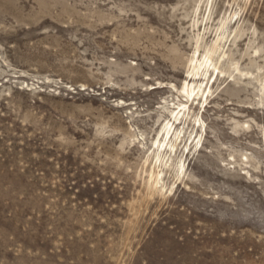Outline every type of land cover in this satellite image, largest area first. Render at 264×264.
<instances>
[{
	"label": "rangeland",
	"instance_id": "rangeland-1",
	"mask_svg": "<svg viewBox=\"0 0 264 264\" xmlns=\"http://www.w3.org/2000/svg\"><path fill=\"white\" fill-rule=\"evenodd\" d=\"M0 264H264V0H0Z\"/></svg>",
	"mask_w": 264,
	"mask_h": 264
},
{
	"label": "bare ground",
	"instance_id": "bare-ground-1",
	"mask_svg": "<svg viewBox=\"0 0 264 264\" xmlns=\"http://www.w3.org/2000/svg\"><path fill=\"white\" fill-rule=\"evenodd\" d=\"M225 24H226V22H224V23L222 24V26H223V31L226 30ZM223 37H224V34L222 33V37H220V38L218 39V42H219V43H221V42L223 41ZM219 50H220V45L214 44V48H213V52H214V54H216ZM222 53H223V51H222ZM224 57H225V54H224ZM224 57H223V58H224ZM256 57H257V56H256ZM211 65H212V60H211V58H210V59L207 60V62L205 63L202 72L204 71V72L208 73V72H209L208 70H210ZM219 70H220V68H217L216 66L214 67V73H215V71L217 72V75H216V78H215V81H214V82H216V79H217L218 75L220 74V71H219ZM242 73H243V72H240V71L238 72L239 75H242ZM246 75H248V74H246ZM246 75H245V76H246ZM212 76H214V74H213ZM214 82H213L212 84H214ZM197 95H198V93L195 94L194 92H192V95H191V96L188 95V97L191 98L192 96H197ZM203 96H204V93H203ZM203 96H202V97H203ZM193 100H194V99H193Z\"/></svg>",
	"mask_w": 264,
	"mask_h": 264
}]
</instances>
